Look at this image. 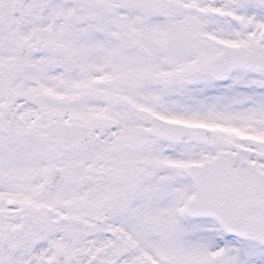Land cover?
<instances>
[{
    "label": "snow or ice",
    "instance_id": "obj_1",
    "mask_svg": "<svg viewBox=\"0 0 264 264\" xmlns=\"http://www.w3.org/2000/svg\"><path fill=\"white\" fill-rule=\"evenodd\" d=\"M0 264H264V0H0Z\"/></svg>",
    "mask_w": 264,
    "mask_h": 264
}]
</instances>
